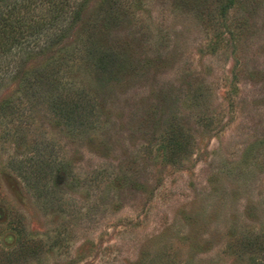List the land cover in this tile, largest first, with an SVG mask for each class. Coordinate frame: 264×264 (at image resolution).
<instances>
[{"label":"rangeland","instance_id":"1","mask_svg":"<svg viewBox=\"0 0 264 264\" xmlns=\"http://www.w3.org/2000/svg\"><path fill=\"white\" fill-rule=\"evenodd\" d=\"M78 1L52 46L15 48L16 81L0 73V248L13 264H264V0ZM66 92L93 105L85 126L55 114ZM41 154L39 195L17 165Z\"/></svg>","mask_w":264,"mask_h":264},{"label":"trees","instance_id":"2","mask_svg":"<svg viewBox=\"0 0 264 264\" xmlns=\"http://www.w3.org/2000/svg\"><path fill=\"white\" fill-rule=\"evenodd\" d=\"M77 4L79 6L74 12L73 22L80 18L85 7V3H79L78 0H0V73L8 75L20 68L18 63H12L9 60L16 47L24 46L31 53L38 45H44L46 48L52 46L53 40L51 35L58 29L56 25L61 23L62 26V22L68 15L72 14V10ZM39 6L45 9L44 13H39V10L36 11V7L40 8ZM49 25L57 29H54L52 33ZM60 31L57 33V39L61 37ZM43 34L47 38L42 39ZM41 41L44 43L40 44ZM101 58L102 61H99V63H103L104 67L115 61L112 57L108 58V54H103ZM1 74L0 77H2ZM27 74L24 75V80L27 81L26 85L28 89L45 80V78H31ZM18 75L19 73H14L13 81L17 80ZM71 93L66 92L53 98L52 103L55 114L65 120L68 126L83 127L91 118L93 105L89 99H85L87 95L82 93L74 95L73 92ZM0 109L3 111L2 108ZM175 141L177 139L173 140L174 144ZM40 156L37 163H33L29 168H25L26 165L20 163L17 165V169L28 186L36 190L39 195H42L47 189L46 179L49 172L45 171V166L48 169L49 161L48 163L46 162L47 159L43 154ZM12 161H15V159ZM12 227L22 237L25 232L22 219L18 218L12 221ZM254 240V238H248L246 242L252 246L254 245ZM20 241L24 243L23 240ZM10 255V252L0 248V260H3L2 264H13V259H11Z\"/></svg>","mask_w":264,"mask_h":264}]
</instances>
